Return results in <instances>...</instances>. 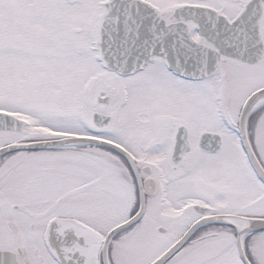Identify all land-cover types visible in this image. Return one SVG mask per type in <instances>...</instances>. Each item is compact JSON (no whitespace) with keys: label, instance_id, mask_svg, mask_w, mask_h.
<instances>
[{"label":"snow or ice","instance_id":"1","mask_svg":"<svg viewBox=\"0 0 264 264\" xmlns=\"http://www.w3.org/2000/svg\"><path fill=\"white\" fill-rule=\"evenodd\" d=\"M0 264H264V0H0Z\"/></svg>","mask_w":264,"mask_h":264}]
</instances>
